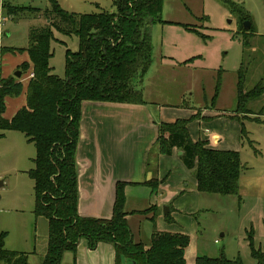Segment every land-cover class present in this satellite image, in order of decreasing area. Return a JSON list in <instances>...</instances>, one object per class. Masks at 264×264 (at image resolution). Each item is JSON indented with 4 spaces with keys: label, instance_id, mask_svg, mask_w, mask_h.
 Wrapping results in <instances>:
<instances>
[{
    "label": "trees",
    "instance_id": "obj_1",
    "mask_svg": "<svg viewBox=\"0 0 264 264\" xmlns=\"http://www.w3.org/2000/svg\"><path fill=\"white\" fill-rule=\"evenodd\" d=\"M231 14L239 18L243 30L254 32V27L244 29V20H251L248 13L239 10L231 0H220ZM114 11L75 13L63 10L55 0L51 9L44 12L48 23L30 29L25 48H2L6 51L27 52L32 65V76L27 82L26 104L11 119L3 117L5 98L17 97L23 85L13 75L0 78V137L9 130L19 131L34 144V166L28 175L34 183L35 217L47 220V248L41 264H61L65 253H71L73 264L80 240L87 242L90 250L99 243H109L115 252V264H186L185 248L189 237L154 229L148 246L134 241L124 211V182L116 184L112 215L109 219L82 217L78 214V169L76 148L79 140L81 105L84 101L145 104L141 82L152 63V41L149 27L164 23L161 17L163 0H111ZM7 14L23 13L33 8L4 5ZM169 23V22H168ZM189 31L200 33L183 25ZM78 39L76 51H64L63 76L53 74L49 65L52 56L53 31ZM244 37L243 46H248ZM5 49H7L5 51ZM192 58L181 64H188ZM24 61L19 70L29 68ZM222 71L216 75L211 103L214 104L220 89ZM135 79V82H134ZM245 72L240 68L236 83V112L250 113L247 105L264 95L260 81L251 90L244 89ZM182 106H187L185 99ZM197 118H178L158 124L159 153L171 155L174 149L181 152L183 165L193 170L196 189L203 194L239 197L238 180L241 173L240 154L234 150H216L207 142L193 141L188 124ZM238 121V120H237ZM240 139L245 133L242 121ZM160 181L151 179L146 184L155 192ZM154 209L153 206L149 211ZM148 210L139 213H146ZM166 214L168 222L171 219ZM155 213L150 218L154 222ZM6 232L0 231V262L3 264H29L28 253L10 251L4 247ZM259 262L264 253L253 249ZM194 264H242L239 258L228 259L199 255Z\"/></svg>",
    "mask_w": 264,
    "mask_h": 264
},
{
    "label": "rangeland",
    "instance_id": "obj_2",
    "mask_svg": "<svg viewBox=\"0 0 264 264\" xmlns=\"http://www.w3.org/2000/svg\"><path fill=\"white\" fill-rule=\"evenodd\" d=\"M55 1L69 12L114 11L111 0ZM231 1L249 14L251 20L244 21L250 22L254 32L243 30L236 14H231L220 0H163L161 17L166 22L149 27L152 63L142 84L147 80V98L152 109L158 105H175L174 109L168 110L174 115H166V119L170 118L166 121L171 122L176 117H191V112L176 107L177 103L185 99L191 106L201 105L203 95L210 96L214 90L217 72H223L220 106L234 114L232 118L242 121L245 127L242 140L236 142L242 165L239 197L201 195L199 210L193 214L197 247L199 255L215 258L222 253L228 259L239 258L242 264H264L254 257L249 239L251 236L255 251L264 253V95L247 105L250 113L241 114L235 110L240 68L245 72V90H251L260 81L264 83V0ZM3 4L39 11L7 14ZM51 6V0H0V52L4 53L0 61L5 70L23 61L26 55L25 51L12 55L10 53L17 51L7 49L5 53L2 48L27 47L30 29L47 24L43 14ZM183 25L196 29L200 35ZM53 35L49 65L53 74L62 77L64 51H76L78 39L56 30ZM244 37L248 41L247 47L243 46ZM159 55L171 57L174 63L192 58L189 64L197 70L177 67L174 70L163 65L169 60L160 63ZM11 99L7 103V113L12 112L16 102L15 97ZM165 110L162 112H167ZM195 114L199 118L202 109H197ZM3 135L0 137V231L6 232L4 247L7 250L28 253V245L30 247L33 239H39L41 222L46 227L45 219L33 214L34 183L28 171L34 166L35 147L19 131L9 130ZM234 139L233 135L231 140L234 142Z\"/></svg>",
    "mask_w": 264,
    "mask_h": 264
},
{
    "label": "crops",
    "instance_id": "obj_3",
    "mask_svg": "<svg viewBox=\"0 0 264 264\" xmlns=\"http://www.w3.org/2000/svg\"><path fill=\"white\" fill-rule=\"evenodd\" d=\"M16 53L18 52L10 54ZM24 53L26 56L23 61L11 69L5 70L0 61V78L13 75L14 72L20 71L17 68L22 62H29L27 52ZM170 58L159 55L160 63L169 60L163 65H169L174 70L176 67L187 71L197 70L191 63H174ZM31 74L30 64L28 72L22 73L19 78L23 85L22 92L15 97L16 102L10 113L6 112L7 103L14 97L5 98L4 118L11 119L17 110L26 104V88ZM142 80L136 85L142 89L145 104L82 102L76 148L78 214L82 217L109 219L112 215L116 184L124 182V211L134 241H141L148 246L154 229L185 234L189 237L188 246L184 251L185 263L194 264L199 251L197 226L193 214L199 210L198 202L204 194L197 191L193 170L183 165L179 150L174 149L169 156L159 153L156 142L158 124L170 119L169 117L166 119V115H174L169 114L168 110L174 109L175 105H158L152 109L150 99L147 98V80L143 84ZM212 95L213 92L210 96L204 94L199 106H191L187 100L185 101L188 105L182 106V99L176 107L188 109L191 116L197 109H202L200 117L188 124L193 141H206L207 147L211 149L238 151L236 142L240 139L239 123L232 118L234 114L226 112L220 106L221 91L214 104L210 100ZM162 109H167L165 110L167 112H162ZM178 118L185 117H176L170 121ZM233 135L234 142L231 140ZM151 179L160 181L155 192H151L144 184ZM151 206L154 208L151 211L139 213ZM153 213L154 222L150 219ZM166 214H169L170 222L166 220ZM45 225L46 227L41 222L39 239H33L30 247L28 245L29 264H41L46 252L48 234L46 219ZM61 264H73L72 254L65 253ZM75 264H115L114 249L111 244L102 242L96 249L90 250L86 240L82 239L75 254Z\"/></svg>",
    "mask_w": 264,
    "mask_h": 264
},
{
    "label": "water",
    "instance_id": "obj_4",
    "mask_svg": "<svg viewBox=\"0 0 264 264\" xmlns=\"http://www.w3.org/2000/svg\"><path fill=\"white\" fill-rule=\"evenodd\" d=\"M244 29H249L250 28V22L249 21H244L242 24ZM22 75L21 71H16L14 72L13 76H15L16 78H20ZM181 154V152H179Z\"/></svg>",
    "mask_w": 264,
    "mask_h": 264
},
{
    "label": "built area",
    "instance_id": "obj_5",
    "mask_svg": "<svg viewBox=\"0 0 264 264\" xmlns=\"http://www.w3.org/2000/svg\"><path fill=\"white\" fill-rule=\"evenodd\" d=\"M32 76V74L30 75V77Z\"/></svg>",
    "mask_w": 264,
    "mask_h": 264
}]
</instances>
